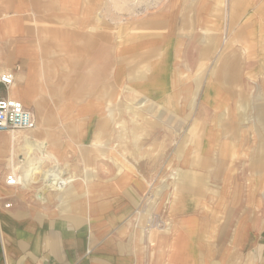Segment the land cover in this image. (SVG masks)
<instances>
[{"label": "crops", "instance_id": "1", "mask_svg": "<svg viewBox=\"0 0 264 264\" xmlns=\"http://www.w3.org/2000/svg\"><path fill=\"white\" fill-rule=\"evenodd\" d=\"M29 1L0 0V19H5L0 24V73L13 71L8 96L20 100L39 120L14 142L8 131L0 132V264H144L146 252L149 264H170L174 227L191 220L200 224L207 208L205 201L189 195L188 110L182 105L177 111L174 99L187 103L197 96L188 86L192 74L205 83L203 97L206 83L214 81L206 69L212 64L217 65V87L212 88L223 105V98L250 95L254 86L263 90L257 96L264 97V0H132L130 14L114 17L112 27L103 13L97 15L102 23L83 27L86 32L116 29L117 41L105 39L97 46L83 74L69 79L79 85H60L53 105L40 99L52 101L45 76L52 63L46 65L35 52L39 37L36 45L23 41L8 48L1 41L2 35L29 32L28 23L38 35L42 23L27 22ZM140 1L149 6L135 12ZM45 28L55 41L62 29L69 30L51 23ZM54 45L55 55L65 47L61 41ZM121 97L127 109L123 116L111 106L121 103ZM257 109L256 120L240 129L249 132L243 141L224 140L220 128L213 140L217 161L225 163L213 205L236 212L231 243L245 264H264V106ZM260 112L262 119L257 118ZM175 113L182 114L180 122L174 121ZM259 128L262 142L254 151L251 137ZM24 135L44 142L49 154L37 163L54 161L53 169L36 167L33 172L37 163L24 169ZM239 162L248 163L243 167ZM13 169L31 176L22 185L8 184ZM36 172L43 174L39 182ZM63 174L70 176L68 183L57 190L54 184ZM177 176L175 187L172 178ZM146 193L155 197L151 215L164 201L173 219L170 226L165 224L167 237L153 242L148 233L147 247L131 245L140 239L133 231L140 225L137 213ZM195 240H203L202 235ZM202 242L196 264L205 263ZM217 256L223 257L220 252Z\"/></svg>", "mask_w": 264, "mask_h": 264}, {"label": "rangeland", "instance_id": "2", "mask_svg": "<svg viewBox=\"0 0 264 264\" xmlns=\"http://www.w3.org/2000/svg\"><path fill=\"white\" fill-rule=\"evenodd\" d=\"M133 1L30 0L29 2L32 10L28 13L27 22L37 19L42 23L40 26L41 30L38 32V35L33 32L31 25L28 23L27 25L30 29L29 32H26L25 34L14 33L9 35L8 38H3L4 36L2 35V45L8 48V46L12 47V43L14 45L17 42L20 43L23 41L35 44L38 43L36 42L38 41L36 40V37H39V51L37 50L35 52H39V55H41L40 60H43L45 63L47 61H51L52 63L48 66L50 72H48V74L45 73L47 86L49 88L52 101L46 99L45 97L40 99L42 101H46V103H49V105H53V96L57 92L60 93V85L63 86L70 84L72 89L79 85L78 81H69V79H71L73 76L76 78L77 76L79 77V75L83 74L82 69L90 63L95 54L98 52L96 51L97 46L101 47V43L105 39L111 44L117 41L116 29L114 32L111 29V32H106L103 34L99 31L86 32L87 29H84L83 27L97 24L96 21L102 23L100 17L97 16L102 13L105 16L104 20L107 22V26L112 27V21L114 20V17L118 16L119 14H130L127 9L133 7ZM130 3H132V5H130ZM140 3L141 4L139 5H135V12H140L143 8L142 5L149 6L147 2L144 3L140 1ZM18 6L20 7L21 3H17V7ZM4 20L5 19H0V24H2ZM50 23L51 25L59 24L60 26H63V28H67L69 30L66 31L65 29H62V32L58 34V40L55 41L50 39L51 35L49 36V34L45 33V27H48ZM18 24L21 25L20 23H17V25ZM66 32H68V34H66ZM46 36H48V38H46ZM58 41H61L67 48L63 49L65 47H61L59 50L56 49L57 53L55 55L53 50L55 46L54 43H57ZM46 65L48 64L46 63ZM53 68L54 71H52ZM55 69H57V71H55ZM206 69L209 70V74L207 76L214 80L213 82L211 81L210 83H206V85H209L212 88V86L215 84L217 87V65L212 64L211 66L206 67ZM6 70L7 68L3 71ZM66 70L71 73L68 74ZM197 77L198 75L192 74L190 80L188 81V86L191 92L190 94H197V96L189 98L187 103H181L180 99L177 101V98L174 100L178 104V107H176L177 111L181 110L182 105H184L185 110H188V113L184 114V119L188 118L189 120V129L186 132V134L188 133L187 136L189 137L191 156V162L189 163V195L199 203H201V200L205 201L202 204L207 207L204 208V211H206L204 218H206L205 220L203 218L200 221V225L202 224L204 226V231L200 233V235L203 237V240H201L203 241L201 249L207 254L204 258V264H245L246 260L236 255L234 244L231 243L233 232L235 230L236 212L230 209H226L224 211L222 209L217 210L215 209V204L213 205L214 198L216 199L217 196V188L220 183L222 168L225 166L224 162L217 161V157H219L217 156V145H213L217 143V140L215 142L213 140L215 138L217 139V128H220L222 132L221 137L224 140L232 142H235L236 140H239V142L243 141L247 137L246 134L249 132L240 129L246 125L247 122L250 124L256 120L255 116H257L256 113H258L257 108L262 107V105L264 106V97L257 95L262 93L263 90L260 91L258 87L254 86L250 95L241 94L239 96L223 98L225 104L222 108L217 110L213 108V105H208L207 103L205 104L203 102V92H201V87L205 83L197 81ZM173 83H175V81ZM73 91L76 90L74 89ZM212 91L216 93L213 88ZM1 92L2 94L8 95L9 89H2ZM227 93L229 95L233 94V92H231V90L229 91V89ZM243 93L246 92L243 91ZM42 95H46V93H43ZM192 99H194V101H192ZM111 106L119 111L121 116H123V113L127 110L123 100L121 103L115 105L111 104ZM181 116L182 114L175 113L174 121L180 122ZM221 125L223 127H221ZM253 133L255 135H253L251 138L254 139L253 142L255 148L253 150L255 151L257 146L260 147L263 132L259 128L253 130ZM177 134V131L174 130L175 143ZM207 134H209L210 137H208ZM53 162L54 161L47 159L42 160L40 164L37 163L36 166H33V170H35L36 167H40V169H46V167L48 169H53V164H55V162ZM247 163L248 162L245 164L239 162L238 166L244 167ZM57 165L60 167L61 172H63V167H61L59 164ZM35 175V181H41L43 174L36 172ZM179 176L172 178L175 187L178 180L180 179ZM225 181L228 184L229 178L225 179ZM160 196L163 197L164 194ZM223 196L224 195L221 197ZM176 197L172 196V200L174 202H176L178 199ZM154 198V193H146L143 196L141 209H139V212L137 213L140 220V225H135L133 231L139 235L141 234L140 239L139 241H133V243L129 244L133 245L137 243L140 246L147 247V245L150 244L147 237L148 233H151L153 242H156L159 236H168L164 234V231L167 227L165 224L167 223L170 226L173 215L170 214V216L168 214L164 201L162 203L160 202L162 207L159 206V212L156 213V215H151L150 207L152 204H154ZM221 199L223 200V198ZM160 203H158V205H160ZM146 212L148 217L147 214H145ZM192 218L195 219L197 217H191L190 219ZM196 222L198 223V220H196ZM198 247H200V245L196 246L197 250L192 256L189 257L191 264H196L195 258ZM203 251L201 253H204ZM219 252L222 253L223 257L217 256V253ZM146 255H148V252H146ZM146 255L143 262L144 264H149L150 260ZM181 256H178V258H185L184 254H181Z\"/></svg>", "mask_w": 264, "mask_h": 264}, {"label": "bare ground", "instance_id": "3", "mask_svg": "<svg viewBox=\"0 0 264 264\" xmlns=\"http://www.w3.org/2000/svg\"><path fill=\"white\" fill-rule=\"evenodd\" d=\"M32 22H33V25H36L37 19H33ZM2 72H4V71H2ZM12 85H11V87H12ZM204 93L205 94L202 97V100H203V102L205 104L206 103L208 105L211 104V105H213V108H215L217 110H219L220 108L223 107V103L219 99H217V96H216L217 93H214L212 91V88L209 85H207L206 91ZM192 101H194V99H192ZM23 102L25 103V101H23ZM260 116H258L257 118L258 119H262V116H261V118H260ZM34 119H36L35 127H37L39 120L37 119L36 116H35ZM221 127H223V126L221 125ZM21 131H24V130L9 131L11 140L13 142L15 140L19 139L22 136L21 135V133H22ZM24 137L26 138V141L24 142L25 144L22 147V149H23L24 154H26V156H27L26 161L24 163V169L27 168L26 169V171H27L28 167L30 165L37 163L40 159L44 158L45 156L48 157V154H46L48 152H46L45 149H44L45 148L44 142H41V141H39V140H37L35 138H30L27 135L24 136ZM13 145H14V143H13ZM36 152H38V153H36ZM14 153L15 152L13 150L12 155H10V157H9V162L10 163H13V155H14ZM33 172H34V170H33ZM10 174L14 177V182L13 183L14 184H19V185H22L23 183H26L27 179L31 176V173H28V172H25L24 174H20V173L18 174L16 172V169H13ZM52 176H54V175H52ZM58 179L60 180L59 182H61L63 184L62 185H59V184L55 185L54 184V187L57 190H60V189L63 190L64 186L67 185L68 180L65 181V180H63L61 178H58ZM172 196H175V197L177 196L176 198H178L177 192L173 191ZM203 231H204V226L202 224L201 225L197 224V222L195 223V220H191L188 223H184L183 227L182 226L174 227V229H173L174 235L173 236H175L174 237L175 241H174V244L171 242L172 243L171 244L172 245V251L170 253V258H169L170 264H191L190 260H189V257L192 256L195 253V251L197 250L196 246L200 245V241L195 240V239H196L197 235L200 234ZM158 252H160V251L158 250ZM181 254H184L185 258H180L179 259L178 256H181Z\"/></svg>", "mask_w": 264, "mask_h": 264}, {"label": "built area", "instance_id": "4", "mask_svg": "<svg viewBox=\"0 0 264 264\" xmlns=\"http://www.w3.org/2000/svg\"><path fill=\"white\" fill-rule=\"evenodd\" d=\"M14 81L13 71L8 70L0 73V90L9 89ZM34 127L35 119L30 109L20 100L0 93V132L14 130L26 131L33 129ZM69 177L70 176L63 174L61 179L66 181ZM59 181L57 185H62L63 183ZM6 182L8 184H14V177L9 174L6 177Z\"/></svg>", "mask_w": 264, "mask_h": 264}]
</instances>
